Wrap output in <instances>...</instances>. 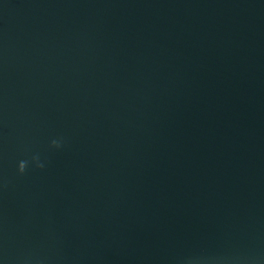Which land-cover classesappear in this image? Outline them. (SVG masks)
I'll use <instances>...</instances> for the list:
<instances>
[{
  "label": "water",
  "instance_id": "obj_1",
  "mask_svg": "<svg viewBox=\"0 0 264 264\" xmlns=\"http://www.w3.org/2000/svg\"><path fill=\"white\" fill-rule=\"evenodd\" d=\"M0 264H264V0H0Z\"/></svg>",
  "mask_w": 264,
  "mask_h": 264
},
{
  "label": "clouds",
  "instance_id": "obj_2",
  "mask_svg": "<svg viewBox=\"0 0 264 264\" xmlns=\"http://www.w3.org/2000/svg\"><path fill=\"white\" fill-rule=\"evenodd\" d=\"M62 146H63V139L62 138H60V139H53L51 141V147L52 148L60 149ZM31 163L37 169H43L45 167V164L41 162L40 156L38 154L37 155H33L31 157ZM29 164H30V161L29 160H21V161H19L18 162V165H17V171H18V173L20 175H23L26 172V170L28 169Z\"/></svg>",
  "mask_w": 264,
  "mask_h": 264
}]
</instances>
